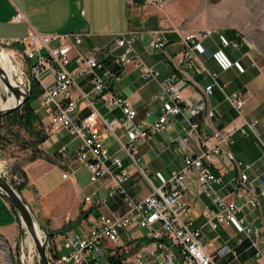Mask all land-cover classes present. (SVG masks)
<instances>
[{
  "label": "crops",
  "instance_id": "1",
  "mask_svg": "<svg viewBox=\"0 0 264 264\" xmlns=\"http://www.w3.org/2000/svg\"><path fill=\"white\" fill-rule=\"evenodd\" d=\"M163 1H168L165 10L172 12L174 9L172 7L176 6L172 3L173 0ZM163 9L148 5L146 0H0V41L24 37L30 31L50 34L83 33L81 43L74 46L70 52V62L67 69L74 76L78 88L87 95V100L92 103V108L97 112L98 118L95 126L101 127L99 119L107 121L119 119L122 117V113L117 108L104 107L95 96L91 95L92 84L89 83L88 77L79 74L80 67L76 63L75 57L89 50H95L96 57L103 63L99 74L103 82L108 85L109 91L127 99L132 104L131 106L137 112L136 122L143 128L160 115L162 102L154 97L161 90V84L166 78L176 72L173 63L164 59L163 52L148 47V41L168 38L169 42L165 46L164 52L171 56L183 49V45L179 41L180 35L177 32L179 29L169 27L161 17L160 12ZM17 14L20 15L19 20H15ZM130 29L138 30L137 38L133 42V49L142 63L155 69L157 72L155 78L145 79L135 63L121 65L116 62V55L122 52V48L117 47L114 42H116L119 34ZM232 32L234 34L229 36L218 34L215 40H212L218 53L223 41L236 39L238 41L237 48H226L227 51H230L228 57L222 54L223 50L219 53L220 57L216 61L224 62L225 60L227 67L241 63L242 70L240 72L235 69L232 72L234 74L232 81L220 80L218 77L220 75L216 72L218 82L225 87L224 90L227 93L237 92L244 99L245 110L243 114L248 119L257 120L256 135L259 139L264 140V96L258 92L263 86L264 72L254 66L256 70L254 77L244 80L246 63H243V60L246 56L249 57L248 50L250 47L234 31ZM232 55L234 60L230 61ZM198 58L199 63L203 65L204 62L199 55ZM204 67L206 68L205 65ZM104 72H109V74L105 75ZM185 72L199 86L208 82V78L195 74L192 69H187ZM116 74L119 75L120 79L115 82L114 76ZM44 81L43 84L49 86L51 77L46 75ZM199 90L197 85L186 79L179 91L183 99L196 102L200 97ZM213 90L207 101L214 113L212 114V126L222 130L237 123V118L235 111L223 98L221 92L216 89ZM37 100L40 110H43L44 113H39L40 110L32 106L40 119L46 139L37 147L40 157L28 160L21 165L26 182L21 189V199L36 218L38 224L48 232H54L52 236L56 237L58 236L57 231L75 221L80 214L82 218L78 221L79 223L70 228L69 231L87 230L96 224V220L101 214L109 216L125 213L126 205L119 196L109 199L105 205L100 206L83 201L87 195L105 199L107 191L99 183L89 181V172L77 159L81 139L76 135L68 134L63 129H51L47 113L40 102V96ZM87 100L83 98L77 100L76 119H83L90 114L91 109L88 108ZM182 126L176 121L168 131L156 132L149 140L136 142L138 166L128 157L119 144L126 141L125 134L120 127H116L113 134L105 131L100 132L102 133L101 145L103 148L112 157L119 158L122 162V169L129 173V178L123 183L127 195L137 200L144 198L151 192L153 186H159L167 181L172 172L179 168L181 158L176 139L182 134ZM200 128L206 129L208 132L211 131L209 125L204 122H201ZM256 135L252 132H248L244 136L240 135L239 132L233 135V139L238 142L237 152H246L248 154L247 160H242L239 155H235L233 149L232 152L236 158L251 165L248 169V177L256 186L260 208L248 207L244 205L242 199H237L236 203L242 205L243 215L249 223L261 226L264 223V149L256 143L258 142ZM62 147L65 148L64 151H61ZM155 162H162L164 167L166 166L164 178L159 179L157 185L151 181L146 168ZM106 165L113 172L119 171L112 166L110 160H107ZM140 169H143L144 174ZM211 169L217 176H220L219 178L224 183H229L231 177L236 174V172L228 174L222 167L221 161L212 165ZM64 171L68 173L67 178L62 177ZM82 172L88 174V183L83 185L79 184L76 176ZM136 178L146 179L145 181L148 182L150 188L146 192L134 191V187L138 185ZM184 192L186 200L193 207L194 227L198 228L203 225V218L200 216L202 210L213 209V206L206 197L197 194L193 189ZM6 204L9 207L7 202ZM10 210L12 212L11 208ZM13 215L14 225L18 230V220L14 213ZM204 227L206 226L202 228ZM221 229V234L216 235L205 244L218 264H264V248L262 251L263 258L259 262L251 253L252 250L248 248L246 241L242 245L236 244V239L240 238L242 234L235 225L221 227ZM146 231V229L136 225L127 229H120L117 245L105 247L104 257L101 258L102 262L108 264L104 259L108 252L110 255L123 254V258H128L136 253L145 256L149 251H155L156 258L149 263L144 259L143 264H162L163 254L157 247V243L161 241L149 237ZM0 235L3 236L2 238L5 237L1 232ZM15 236H12L13 239ZM233 250L236 251V255L231 253ZM62 251H59L58 254ZM176 264H179V261Z\"/></svg>",
  "mask_w": 264,
  "mask_h": 264
},
{
  "label": "built area",
  "instance_id": "2",
  "mask_svg": "<svg viewBox=\"0 0 264 264\" xmlns=\"http://www.w3.org/2000/svg\"><path fill=\"white\" fill-rule=\"evenodd\" d=\"M146 3L159 9L165 7V1L146 0ZM20 15L15 16L19 20ZM180 42L183 49L174 56L164 52L168 44V38L152 39L148 41V47L152 50L163 52L164 59L170 60L175 66L176 72L170 75L161 84V90L155 95V99L162 102L161 113L154 121L142 128L136 122V110L132 104L123 97L109 91L108 85L103 82L99 74L103 63L96 57L95 50L78 54L76 63L80 67L79 74L88 77L92 84L91 95L95 96L107 108H117L122 117L111 121L100 120L101 127L95 126L98 118L97 112L92 108V103L76 85L74 76L68 71L70 52L74 46L81 43L83 33H40L30 31L24 37L0 41L1 46L8 48L13 58L11 62L13 74L17 80L29 87L31 79L38 81L42 88L40 102L49 118L51 129H63L68 134L76 135L81 139L78 152L79 161L89 172V181L99 183L105 187L107 195L105 199L87 195L85 203L105 205L107 201L119 196L125 203L126 212L121 215L101 214L96 224L87 230L77 232L66 231L60 234L54 241L57 243L55 260L50 264H102L106 246L114 247L119 241V230L127 229L132 225L144 228L149 237L164 238L168 243H157L162 251V264H218L215 257L208 251L202 242L201 231L203 226L215 230L219 227L235 225L241 237L236 239L237 245L248 243L253 256L261 262L264 248V223L255 226L249 223L242 212V205L236 203L242 199L244 205L251 208H260L259 197L254 182L248 177L250 164L237 159L232 152L233 135L239 132L244 136L248 132L256 135L255 125L257 120L248 119L244 112V99L237 93H227L225 87L218 82L216 72L210 71L199 63L198 44L213 36L214 29L202 28L193 32H180ZM138 35V30L130 29L119 34L116 39L117 47L122 52L117 56L116 62L124 65L135 63L141 70L145 79L155 78L157 72L152 67L142 63L133 49ZM237 48L236 40L223 41L220 52L226 48ZM10 57V56H9ZM11 60V58H10ZM9 60V61H10ZM17 60L22 62L17 64ZM258 70L262 66L251 62ZM187 69H192L195 74L208 78V82L199 86L186 74ZM105 75L109 72H104ZM46 75L51 77L50 85L43 84ZM184 78V79H183ZM115 82L119 75L114 76ZM186 79L199 87L200 97L196 102L183 99L180 93ZM264 87V81H263ZM213 89L219 90L223 98L235 111L237 123L219 130L213 128V110L207 103L213 93ZM83 98L88 102L90 114L83 119H76V102ZM182 124V134L176 139L180 166L173 171L170 178L159 186H153L151 192L142 199H134L127 195L123 183L129 178L127 170L122 169V162L117 157H112L103 148L101 131L114 133V129L120 127L125 134L126 141L120 142L123 151L130 157L135 165H139V158L135 143L149 140L156 132L168 131L174 122ZM201 122L211 128L208 132L200 128ZM258 139V143L264 149V140ZM65 148L62 147L61 151ZM110 160L112 166L119 171L113 172L106 165ZM218 161L236 172L229 183H224L211 169ZM140 171L144 174L143 169ZM2 174L3 171H0ZM0 174V175H1ZM5 172L2 174L3 176ZM63 178L68 177L67 172L62 173ZM10 182L19 186L23 177L17 173L9 176ZM6 179V178H5ZM7 180V179H6ZM8 181V180H7ZM8 181V182H9ZM9 182V183H10ZM193 189L197 194L206 197L213 209H203L201 217L203 225L194 227L192 217V205L185 198V192ZM48 244V240H47ZM173 248V249H172ZM64 250V251H62ZM59 251L62 253L58 254ZM236 255V251L231 252ZM136 253L132 257L124 258L119 264H143L156 257L155 251H149L143 256ZM262 264V263H261Z\"/></svg>",
  "mask_w": 264,
  "mask_h": 264
},
{
  "label": "rangeland",
  "instance_id": "3",
  "mask_svg": "<svg viewBox=\"0 0 264 264\" xmlns=\"http://www.w3.org/2000/svg\"><path fill=\"white\" fill-rule=\"evenodd\" d=\"M167 3L168 1L165 2L166 6ZM172 3L176 5L172 7L174 8L172 12L165 10L166 6L162 12H160L161 17L166 21L169 27L179 29V31L183 33L193 32L202 28H211L215 30L212 37L204 39L198 44L196 53H198L199 57L203 60V65H205L207 69L215 71L220 75L218 76L220 80L232 81V75H234L232 72L235 69L240 72L242 70L241 63H236L232 67H227L225 60L224 62L219 60L216 61L219 59L218 57H220V52L218 53L216 51L217 47L213 45L212 40H215L218 34L232 35L234 34L232 31L250 47V50H248L249 57L246 56L243 60V63H246V74L243 75L244 80L250 77L252 78L256 74L254 66L250 64L252 61L262 66L264 72V0H173ZM2 48L6 52L8 59L10 60L11 58L10 64L11 62L16 63L13 61L10 50L4 46ZM226 51L225 49L222 54L228 57L230 51ZM229 60H234L233 55ZM18 63L21 64L22 62L17 60V64ZM13 76H15V74H13ZM2 85L3 83L0 81V104H2L8 96V92ZM258 92L261 96H264V87H260ZM32 105L39 110L41 109L37 99L32 102ZM39 113H44V111L40 110ZM29 138L28 133L16 126H13L11 130L6 129L4 124L0 126V171H3V173L5 172L4 177L8 181L12 173H17L21 175L23 179L25 178L21 165L31 160L32 151L26 144ZM232 140L233 144L231 148L235 155H239L242 160H247L248 154L246 152L238 153V142L233 138ZM256 143L259 144L258 142ZM146 168L152 179L151 181H153L155 185L159 184L158 180L164 178L166 166L164 167L162 162H155L149 164ZM223 168L228 174L235 173L234 170H231L226 165H223ZM76 176L79 180V184L83 185L84 183H88L87 172L85 174L82 172ZM136 179L138 185L134 187V191L138 193L142 191L146 192V190L150 188L148 182L145 181L146 179ZM25 183V179L20 182L19 186L10 182L20 196L21 189L24 187ZM19 187L22 188L20 189ZM10 211L6 201L0 194V232L3 233L5 236L4 238L7 239L2 238L3 236L0 235V264H38L37 254L30 237H28L24 228L21 227L18 218V230L16 229V225H14V215ZM41 229L48 232L42 226ZM221 232V227L215 230L209 229L207 226L202 228V242L206 244L207 241H211L212 238L221 234ZM12 236H15V238L13 239ZM59 236L60 234L56 237L52 235L47 236L48 244L46 249L49 258L48 261L55 260L56 256L54 255L57 243L54 240L59 238ZM101 263L104 264L102 261Z\"/></svg>",
  "mask_w": 264,
  "mask_h": 264
},
{
  "label": "water",
  "instance_id": "4",
  "mask_svg": "<svg viewBox=\"0 0 264 264\" xmlns=\"http://www.w3.org/2000/svg\"><path fill=\"white\" fill-rule=\"evenodd\" d=\"M0 51H3V48L0 44ZM11 80L5 70L0 66V81L7 86V88L15 95L16 103L8 108H0V118L17 111L20 109L24 103L27 101L28 96L30 95V87L22 85L14 77ZM30 86V85H29ZM1 174V173H0ZM0 194L3 196L4 200L8 203L9 207L12 208L15 216L20 221L21 227L24 228L25 232L30 237L34 249L37 254L38 264H50L47 256V234L41 229L40 224L33 216L21 196L17 191L12 187V185L5 179L3 175H0ZM41 230V237L38 236L36 226ZM155 240L168 243L164 238H153Z\"/></svg>",
  "mask_w": 264,
  "mask_h": 264
},
{
  "label": "trees",
  "instance_id": "5",
  "mask_svg": "<svg viewBox=\"0 0 264 264\" xmlns=\"http://www.w3.org/2000/svg\"><path fill=\"white\" fill-rule=\"evenodd\" d=\"M29 85H30L29 86L30 95L28 96L27 101L17 111L4 116V118L3 117L0 118V126L4 124L5 128L8 130H11L13 126H16L17 128L23 129L26 133H28V136L30 138L26 142V144L29 146V148H31V151H32L31 159H34V158L40 157V155H38L39 150L37 147L39 144H41L46 139V135L43 130L42 124L40 123V119L37 116L32 106V102L35 99H37L39 96H41V93L43 90L41 86L39 85L38 81L35 79H31V82ZM19 188L21 189L22 187H19ZM81 218H82V215L80 214L79 217L75 221H73L72 223L71 222L68 223L67 226L57 231L58 235L68 231L73 226H76L79 223L78 221H80ZM53 234L54 233L48 232L47 236L53 235ZM123 256H124L123 254L110 255L108 252L105 255L104 259L107 261L108 264H119L121 263V260L124 259Z\"/></svg>",
  "mask_w": 264,
  "mask_h": 264
},
{
  "label": "bare ground",
  "instance_id": "6",
  "mask_svg": "<svg viewBox=\"0 0 264 264\" xmlns=\"http://www.w3.org/2000/svg\"><path fill=\"white\" fill-rule=\"evenodd\" d=\"M8 60L9 59H8V56H7L6 52L4 50L3 51H0V66L5 70V73H7L8 77L11 80H13L12 78L14 77V79H15V76H13V74L11 73V72H13V70H12V66L10 64V61H8ZM2 86L8 92V96L6 97V100L2 104H0V108H8V107H11L17 101L16 98H15V95L5 86V84H3ZM35 226H36V229H37L38 236L42 235L41 234V231L37 227V225H35Z\"/></svg>",
  "mask_w": 264,
  "mask_h": 264
}]
</instances>
